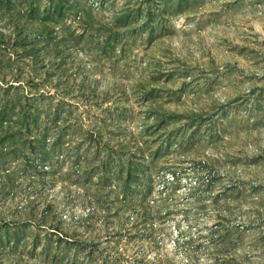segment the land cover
<instances>
[{"label": "rangeland", "instance_id": "374dc122", "mask_svg": "<svg viewBox=\"0 0 264 264\" xmlns=\"http://www.w3.org/2000/svg\"><path fill=\"white\" fill-rule=\"evenodd\" d=\"M0 264H264V0H0Z\"/></svg>", "mask_w": 264, "mask_h": 264}, {"label": "built area", "instance_id": "2783aa9c", "mask_svg": "<svg viewBox=\"0 0 264 264\" xmlns=\"http://www.w3.org/2000/svg\"><path fill=\"white\" fill-rule=\"evenodd\" d=\"M166 176H167V178H170L171 180H173V176H172V173H168V174H166ZM162 186V185H161ZM163 187V186H162Z\"/></svg>", "mask_w": 264, "mask_h": 264}]
</instances>
